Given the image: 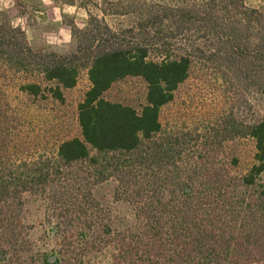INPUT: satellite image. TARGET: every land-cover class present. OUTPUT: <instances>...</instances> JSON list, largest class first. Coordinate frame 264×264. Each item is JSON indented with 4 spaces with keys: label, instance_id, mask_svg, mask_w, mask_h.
Masks as SVG:
<instances>
[{
    "label": "trees",
    "instance_id": "1",
    "mask_svg": "<svg viewBox=\"0 0 264 264\" xmlns=\"http://www.w3.org/2000/svg\"><path fill=\"white\" fill-rule=\"evenodd\" d=\"M191 27L212 36L215 46L175 47L176 35ZM71 31L74 51L39 52L1 13L0 260L9 253L4 264H25L18 257L24 194L45 196L58 217L77 212L88 232L89 219L101 210L93 190L111 180L113 199L128 203L134 219L120 233L107 222L101 227L107 236L115 232L114 264H264V115L246 120L230 105L202 131L161 120L197 63L222 78L225 90L252 88L264 96V4L163 3L122 29L89 13L85 26L72 24ZM155 51L162 57L152 58ZM82 72L88 85L75 106L78 132L41 145V129L30 134L32 109L40 118L42 101L64 104L63 91ZM127 77L144 82L138 105L106 97ZM246 138L253 152L244 170H231L237 156L228 166L216 161L229 143ZM58 217L57 227L68 229L69 219ZM62 246L60 255H42L41 263L85 264L106 245L85 237L77 253L71 242Z\"/></svg>",
    "mask_w": 264,
    "mask_h": 264
},
{
    "label": "rangeland",
    "instance_id": "2",
    "mask_svg": "<svg viewBox=\"0 0 264 264\" xmlns=\"http://www.w3.org/2000/svg\"><path fill=\"white\" fill-rule=\"evenodd\" d=\"M191 1L193 0H15L17 14L9 15L4 9H0V18L1 13H4L10 23L20 26L27 43L34 50L68 54L76 47L71 25L85 26L89 13L97 18H103L113 29H122L144 17L148 8H160L163 3L169 6L184 5ZM243 1L248 6L264 4V0ZM200 33L201 31H195L194 27L185 29L176 35L173 45L179 50L195 43H204L207 49L215 46L216 40L212 36L201 37ZM161 57L158 51L152 54L154 59ZM201 66L197 63L193 67L190 77L178 88L174 100L162 108L163 123H168L174 129L191 130L196 127L197 131H202L203 127L210 126V122L219 111L228 109L230 105H233L237 116H243L246 120L256 115H264V96L258 95L252 88L235 90L236 87L232 86L231 90H225L222 78L203 68L200 69ZM87 85V76L82 72L75 87L63 91L64 104L42 101L43 106L39 104L42 108L40 118L36 108L32 109L30 118L33 123L29 127H34V130H31L30 134L41 129L40 135L43 136L41 145L52 147L59 137L78 132L75 106ZM143 92L144 82L140 78L127 77L115 83L106 93V97L138 105L142 101ZM34 106L35 104L31 107ZM42 117L44 122L41 121ZM34 145L38 146L36 140L31 143V147ZM252 152L253 142L250 139H235L219 152L215 159L218 163L228 166L230 157L237 156L238 165L233 166L231 170L239 172L252 161ZM113 185L114 182L108 180L94 188V195L101 210L97 209L95 216L89 219L92 228L88 229V232L79 227L80 219L77 218V212L68 211L67 218L70 222L68 229H64V224L57 227L56 217L59 216V209L53 211L52 202L45 196L24 194V203L19 213L20 260L25 264H42L39 260L42 255L49 258L51 255H60L63 252L62 245L69 242L77 253V245L88 237L95 238L99 240L101 246H106L102 248V252L95 249L89 253L85 257V264H114L113 257L116 251L112 250L111 237L115 235L116 230L120 233L122 229L129 228L134 224V219L128 203L113 199ZM67 218L64 215L62 218L58 217L61 221H66ZM105 222L110 223L115 229L110 236L105 235L101 228ZM8 256L9 253L3 257L4 260H0V264L7 262Z\"/></svg>",
    "mask_w": 264,
    "mask_h": 264
},
{
    "label": "crops",
    "instance_id": "3",
    "mask_svg": "<svg viewBox=\"0 0 264 264\" xmlns=\"http://www.w3.org/2000/svg\"><path fill=\"white\" fill-rule=\"evenodd\" d=\"M0 9H4L9 15L17 14L15 0H0Z\"/></svg>",
    "mask_w": 264,
    "mask_h": 264
}]
</instances>
